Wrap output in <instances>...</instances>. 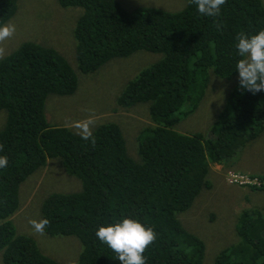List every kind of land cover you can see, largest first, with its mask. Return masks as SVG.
<instances>
[{
    "label": "trees",
    "instance_id": "1",
    "mask_svg": "<svg viewBox=\"0 0 264 264\" xmlns=\"http://www.w3.org/2000/svg\"><path fill=\"white\" fill-rule=\"evenodd\" d=\"M57 1L64 8L82 9L73 28L81 72L137 50L154 55L116 98V105L126 109L145 105L152 124L136 130L134 156L127 152L117 122L101 123L87 135L52 123L45 114L46 98L72 94L76 70L56 48L34 41H23L1 57L0 155L9 161L0 169L2 264H64L44 254L33 237L18 232L11 218L20 207L21 183L50 157L60 158L65 171L81 181L79 190L50 193L41 207L45 233L80 240L75 264H120L96 231L124 217L140 219L156 232L145 249L147 264H205L202 239L178 215L210 187L213 164L227 163L225 174L238 171L231 159L264 131V91L241 89L237 76L209 127L210 137L174 127L197 108L209 71L221 78L238 74L236 37L264 29L262 0H226L216 17L200 15L193 0L176 11L127 9L118 0ZM16 9L17 0H0V25ZM236 234L238 241L223 248L213 264H264V208L242 210Z\"/></svg>",
    "mask_w": 264,
    "mask_h": 264
},
{
    "label": "rangeland",
    "instance_id": "2",
    "mask_svg": "<svg viewBox=\"0 0 264 264\" xmlns=\"http://www.w3.org/2000/svg\"><path fill=\"white\" fill-rule=\"evenodd\" d=\"M118 1L127 9L151 6L168 9L167 11L182 9L186 4V0ZM262 2L264 5V0ZM81 10L77 7L64 8L57 0H17L15 13L4 23L14 25L15 32L8 39L0 41V58L23 41H34L56 48L76 70L78 82L70 95L51 93L47 96V119L85 135L90 134L101 123L117 122L121 127L127 152L136 156V130L151 125L152 121L145 105L126 109L116 105V98L126 82L142 66L149 65L154 55L137 50L123 58L109 59L93 72H81L76 68L73 36L74 24ZM237 76L238 74L221 78L209 71L207 86L197 108L182 116L174 129L181 133L201 132L210 137L209 127L224 107L227 94ZM3 118L4 114L0 111V121ZM233 157L231 160H236L235 168L247 170L248 172L244 171L246 174L256 170L264 171V131ZM227 174L222 178L221 173L210 170V187L202 189L191 207L178 215L181 223L202 239L205 264H213L215 256L223 248L238 241L236 223L242 210L264 208V188L251 190L248 189L249 186L229 183ZM80 188V179L65 171L61 159L50 157L45 167L36 170L21 183L20 207L11 216L18 232L33 237L44 254L64 264H75L78 260L81 249L78 237L50 236L44 230L37 231L34 224L42 222L41 207L46 196L52 192H72Z\"/></svg>",
    "mask_w": 264,
    "mask_h": 264
},
{
    "label": "clouds",
    "instance_id": "3",
    "mask_svg": "<svg viewBox=\"0 0 264 264\" xmlns=\"http://www.w3.org/2000/svg\"><path fill=\"white\" fill-rule=\"evenodd\" d=\"M193 2L198 13L208 17L219 16L222 6L226 4V0H193ZM14 32V25H0V41L8 39ZM234 47L239 58L235 65L239 87L253 94L264 91V29H260L255 34H238ZM83 138L89 139L90 136ZM2 150L0 146V151ZM8 163V157L0 155V169L6 168ZM46 224L45 220L35 223L34 227L37 231H42ZM96 237L117 254L116 259L120 264H147L145 249L156 239V232L140 219L124 217L99 227Z\"/></svg>",
    "mask_w": 264,
    "mask_h": 264
},
{
    "label": "built area",
    "instance_id": "4",
    "mask_svg": "<svg viewBox=\"0 0 264 264\" xmlns=\"http://www.w3.org/2000/svg\"><path fill=\"white\" fill-rule=\"evenodd\" d=\"M227 173V181L229 183L244 186L264 187V178H260L258 175H250L233 170L227 171Z\"/></svg>",
    "mask_w": 264,
    "mask_h": 264
},
{
    "label": "crops",
    "instance_id": "5",
    "mask_svg": "<svg viewBox=\"0 0 264 264\" xmlns=\"http://www.w3.org/2000/svg\"><path fill=\"white\" fill-rule=\"evenodd\" d=\"M235 162H236V160L232 163V166H231L233 169L238 170V171H240V172H242V171H243V172H244V171H245V172H248L247 170H244V169H242V168H235ZM226 164H227V163H224V164H213L212 167H211V170H213V171H215V172H218V173H221L222 178H224V174H225L224 171L227 170V169H226V166H225ZM249 172H250V171H249ZM262 172H264V171H257V170H256V171H252L253 174H257V173L261 174ZM248 189H251V188H248ZM248 189H247V190H248ZM251 190H252V189H251Z\"/></svg>",
    "mask_w": 264,
    "mask_h": 264
},
{
    "label": "flooded vegetation",
    "instance_id": "6",
    "mask_svg": "<svg viewBox=\"0 0 264 264\" xmlns=\"http://www.w3.org/2000/svg\"><path fill=\"white\" fill-rule=\"evenodd\" d=\"M259 173L255 174V175H258ZM261 175H264V174H261ZM259 176V175H258Z\"/></svg>",
    "mask_w": 264,
    "mask_h": 264
}]
</instances>
